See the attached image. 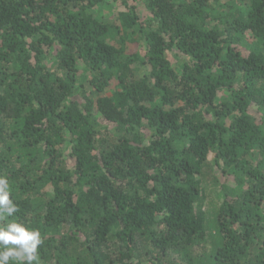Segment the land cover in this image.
I'll return each mask as SVG.
<instances>
[{"label": "trees", "instance_id": "trees-1", "mask_svg": "<svg viewBox=\"0 0 264 264\" xmlns=\"http://www.w3.org/2000/svg\"><path fill=\"white\" fill-rule=\"evenodd\" d=\"M111 2L0 0V227L40 264H264V0Z\"/></svg>", "mask_w": 264, "mask_h": 264}, {"label": "clouds", "instance_id": "clouds-1", "mask_svg": "<svg viewBox=\"0 0 264 264\" xmlns=\"http://www.w3.org/2000/svg\"><path fill=\"white\" fill-rule=\"evenodd\" d=\"M18 210L10 199L7 178L0 176V217H12ZM42 243L39 230L17 222L0 227V264H40L38 248Z\"/></svg>", "mask_w": 264, "mask_h": 264}, {"label": "rangeland", "instance_id": "rangeland-1", "mask_svg": "<svg viewBox=\"0 0 264 264\" xmlns=\"http://www.w3.org/2000/svg\"><path fill=\"white\" fill-rule=\"evenodd\" d=\"M111 6L104 8L100 11L103 21L109 24H112L117 19L118 15L122 12L126 11V5L135 6L137 9V13L141 20H146L148 16L146 15V11L144 9L143 0H111ZM67 164L71 165V160L69 159L68 153H66ZM213 175L216 178L221 177L220 171L215 168ZM216 185V184H215Z\"/></svg>", "mask_w": 264, "mask_h": 264}]
</instances>
